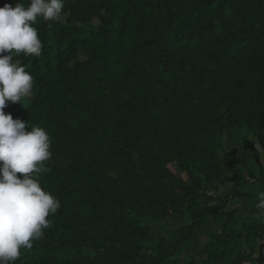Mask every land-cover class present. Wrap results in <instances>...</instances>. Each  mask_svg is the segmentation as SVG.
<instances>
[{
  "label": "trees",
  "instance_id": "obj_1",
  "mask_svg": "<svg viewBox=\"0 0 264 264\" xmlns=\"http://www.w3.org/2000/svg\"><path fill=\"white\" fill-rule=\"evenodd\" d=\"M63 14L37 19L42 54L18 57L32 95L4 109L48 132L39 180L61 204L13 264H264V210L227 203L252 191L216 199L247 172L264 191L260 158L224 153L264 149V0H64Z\"/></svg>",
  "mask_w": 264,
  "mask_h": 264
},
{
  "label": "clouds",
  "instance_id": "obj_2",
  "mask_svg": "<svg viewBox=\"0 0 264 264\" xmlns=\"http://www.w3.org/2000/svg\"><path fill=\"white\" fill-rule=\"evenodd\" d=\"M63 8L64 0H29L27 6L20 0L0 7V264H13L21 248L30 249L41 239L50 227L49 215L61 207L39 180L51 171L45 165L52 155L48 132L29 128L4 109L32 95L34 78L18 57L41 56L43 44L34 24L38 18L62 22ZM258 196L257 207L264 210V191Z\"/></svg>",
  "mask_w": 264,
  "mask_h": 264
},
{
  "label": "rangeland",
  "instance_id": "obj_3",
  "mask_svg": "<svg viewBox=\"0 0 264 264\" xmlns=\"http://www.w3.org/2000/svg\"><path fill=\"white\" fill-rule=\"evenodd\" d=\"M232 149L234 150V153H232ZM258 153L259 155H257L255 152H248L246 153L242 148L238 147L237 145H234L232 143H225V149H224V153L226 155H229L231 157H234L235 159V167H240L243 165H251L253 162L256 161V158H260L263 167H264V149L261 148V146L258 144ZM184 166L181 163H172L171 164V168L172 170L176 173V175L180 178H187L186 172L183 168ZM236 171V168L233 169V172ZM245 178L247 179L248 182L246 183H242V181L240 180L239 177L235 178L234 180L228 181L226 183H218L220 186L219 188V192L217 193L216 199L218 200H223V197L226 193L235 190L237 188L240 189H247V190H251V194L246 196V197H240V196H231L227 199V203H234L233 205L235 207H244L243 205H248V206H252L255 205L259 202V199L257 200L256 197H258V194L260 193V191L257 189L260 188V182L259 181H255V179L250 176V174L247 172L245 174ZM262 181H264V175L262 176ZM258 191H257V190ZM221 198V199H220ZM259 198V197H258ZM243 204V205H242ZM237 205V206H236ZM231 207V206H230ZM211 223V222H210ZM179 223L176 222L173 219H169L163 223H150L151 228L160 232L162 229H165L166 233H169L170 230L173 227H176ZM208 225H205V227H203V229H205L206 227H208ZM205 239V236H203L201 239H198L194 245V247L190 250V251H194L200 244V242L202 240ZM262 254H264V248L262 250Z\"/></svg>",
  "mask_w": 264,
  "mask_h": 264
},
{
  "label": "crops",
  "instance_id": "obj_4",
  "mask_svg": "<svg viewBox=\"0 0 264 264\" xmlns=\"http://www.w3.org/2000/svg\"><path fill=\"white\" fill-rule=\"evenodd\" d=\"M234 177H235V176H234ZM235 178H237V177H235ZM235 178H234V179H235ZM258 197H259V196H258ZM258 197H256L257 200L259 199ZM220 199H221V198H220ZM218 201H219V200H218ZM233 204H234V203H232V204L230 203V205H229V203H228V206H229V207L231 206L230 208H233V207H235ZM242 205H243V204H242ZM236 206H237V205H236ZM243 206H244V207L241 206V208L249 207L248 205H243ZM252 206H253V205H252ZM212 224H213L212 222L209 223V226H208V227H206L205 229L201 228L200 231H201V232H204V231L208 230V229L212 226Z\"/></svg>",
  "mask_w": 264,
  "mask_h": 264
},
{
  "label": "water",
  "instance_id": "obj_5",
  "mask_svg": "<svg viewBox=\"0 0 264 264\" xmlns=\"http://www.w3.org/2000/svg\"><path fill=\"white\" fill-rule=\"evenodd\" d=\"M263 248H264V246L262 245V246L260 247V255H261V257H262V250H263Z\"/></svg>",
  "mask_w": 264,
  "mask_h": 264
}]
</instances>
